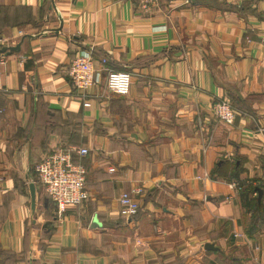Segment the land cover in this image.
<instances>
[{"label": "crops", "instance_id": "0c3cea01", "mask_svg": "<svg viewBox=\"0 0 264 264\" xmlns=\"http://www.w3.org/2000/svg\"><path fill=\"white\" fill-rule=\"evenodd\" d=\"M0 37V264H264L239 187L264 204V0H0ZM82 52L131 92L100 71L85 106ZM61 144L90 149L89 198L62 213L35 171Z\"/></svg>", "mask_w": 264, "mask_h": 264}, {"label": "built area", "instance_id": "2783aa9c", "mask_svg": "<svg viewBox=\"0 0 264 264\" xmlns=\"http://www.w3.org/2000/svg\"><path fill=\"white\" fill-rule=\"evenodd\" d=\"M154 1V0H146ZM6 38L0 37V45H6ZM108 58L101 60L97 67L91 52L79 53L73 57L68 73L74 87L82 95L85 106L91 105L89 93L98 82V72L107 73V89L110 93L128 95L131 91L133 73L130 70L114 69L107 66ZM213 116L222 123L233 124L238 116V110L228 97H220L212 104ZM258 132L264 136V124L258 126ZM90 149L84 146H55L47 152L35 165L37 180L47 194L55 202L59 212H66L68 206L81 205L89 198L87 189V167L83 157L88 155ZM78 154L79 160L75 159ZM138 189L137 192H140ZM120 201L124 213L135 215L140 204L132 191H124Z\"/></svg>", "mask_w": 264, "mask_h": 264}, {"label": "trees", "instance_id": "16d2710c", "mask_svg": "<svg viewBox=\"0 0 264 264\" xmlns=\"http://www.w3.org/2000/svg\"><path fill=\"white\" fill-rule=\"evenodd\" d=\"M229 99L231 100V98ZM239 187L242 197V203H244L245 207L249 211H252V218L248 225L247 232L248 234L253 235L256 229L260 226V221L264 220V204L262 200H259L258 196H256L257 187L254 181L249 180L248 182H243L240 180ZM53 203L55 202L53 201Z\"/></svg>", "mask_w": 264, "mask_h": 264}, {"label": "water", "instance_id": "95a60500", "mask_svg": "<svg viewBox=\"0 0 264 264\" xmlns=\"http://www.w3.org/2000/svg\"><path fill=\"white\" fill-rule=\"evenodd\" d=\"M8 49H9V47H8V46H5V47H3V48L1 49V51L7 52ZM19 49H20V45H18V46H16V47H11V51H12V50H19ZM32 186H34V185L32 184ZM209 246H210V244H209Z\"/></svg>", "mask_w": 264, "mask_h": 264}]
</instances>
